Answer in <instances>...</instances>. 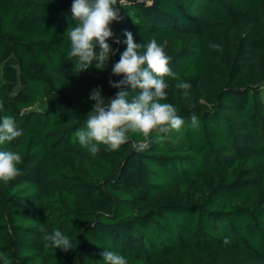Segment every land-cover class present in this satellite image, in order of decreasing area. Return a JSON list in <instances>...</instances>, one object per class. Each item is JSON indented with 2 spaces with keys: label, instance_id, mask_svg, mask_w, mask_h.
Segmentation results:
<instances>
[{
  "label": "trees",
  "instance_id": "trees-1",
  "mask_svg": "<svg viewBox=\"0 0 264 264\" xmlns=\"http://www.w3.org/2000/svg\"><path fill=\"white\" fill-rule=\"evenodd\" d=\"M117 2L110 27L171 57L165 102L184 124L91 155L75 132L91 90H120L109 80L123 78L111 67L126 45L110 38L108 64L79 73L71 0H0V111L24 129L0 145L22 155L20 174L0 182V252L10 264H103V249L128 264H264V0ZM41 224L75 247H46Z\"/></svg>",
  "mask_w": 264,
  "mask_h": 264
},
{
  "label": "clouds",
  "instance_id": "clouds-1",
  "mask_svg": "<svg viewBox=\"0 0 264 264\" xmlns=\"http://www.w3.org/2000/svg\"><path fill=\"white\" fill-rule=\"evenodd\" d=\"M117 4V0H71L70 13L74 23L70 24L65 34L70 41L67 56L73 61V69L79 73L92 66L103 69L108 64L110 57L118 51L109 43L110 38L115 37L114 42L126 45L111 67L113 76L123 74V78L109 80L112 88L120 90L108 98L104 97L100 87L91 90L88 98L94 102L92 110L87 113L84 126L75 132L79 145L91 155H96L101 145L107 146V150L119 149L129 142L130 133L140 136H147L153 131L166 134L169 130H179L184 124L176 106L165 102L169 87L166 77L177 78L178 75L170 66L171 57L155 38L147 43H137L133 33L125 30L126 39H122L110 27L113 21L121 19ZM211 47L218 48L219 45L212 44ZM177 87L187 97L192 85L187 80H180ZM191 121L195 127L198 123L195 114L191 116ZM23 134L24 129L18 127L14 116L0 111V145L10 143ZM21 163L19 151L10 147L0 148V182H8L19 175ZM40 231L46 247L65 252L75 247L70 235L60 228L48 231L41 224ZM223 242L228 244L229 238L225 237ZM101 255L103 264H128L127 257L119 251L103 249ZM0 264H10L2 252Z\"/></svg>",
  "mask_w": 264,
  "mask_h": 264
}]
</instances>
